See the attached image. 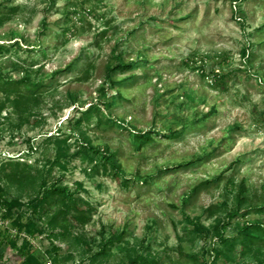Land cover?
<instances>
[{
  "label": "rangeland",
  "instance_id": "1",
  "mask_svg": "<svg viewBox=\"0 0 264 264\" xmlns=\"http://www.w3.org/2000/svg\"><path fill=\"white\" fill-rule=\"evenodd\" d=\"M0 110V264L264 260V0H0Z\"/></svg>",
  "mask_w": 264,
  "mask_h": 264
},
{
  "label": "trees",
  "instance_id": "2",
  "mask_svg": "<svg viewBox=\"0 0 264 264\" xmlns=\"http://www.w3.org/2000/svg\"><path fill=\"white\" fill-rule=\"evenodd\" d=\"M25 82V83H32L33 85H37V86H40L42 84H39L38 82H34L33 80H31L30 78H22L21 79V83ZM22 93V92H21ZM23 96V94H21V97ZM3 110H0V113H2ZM58 189H55V188H48L47 191H45L42 196H41V201L44 202L48 197L52 196L53 194H58L59 192H57ZM3 191V187L2 185L0 184V193ZM60 191H63V192H66L67 189L65 188H62L60 189ZM19 203V200H16V199H11V200H7L5 201L2 196H0V205H5V209L6 210H10L12 209L15 205H17ZM82 216L84 215V212H81ZM240 214V211H236V212H233L231 214H229V218L231 219H234L236 217H238ZM189 221L191 223H193L196 228L198 229H201L203 230L202 228V225L200 224V222H193L190 218H189ZM256 225V228L257 229H262L263 228V224H255ZM223 241H227L226 239H224ZM26 249V248H25ZM25 249H21L20 253H21V257H22V263L21 264H40V259L38 258V256L34 253V252H26ZM2 264V263H1ZM130 264H137L136 261H132ZM258 264H264V260L261 261V262H258Z\"/></svg>",
  "mask_w": 264,
  "mask_h": 264
}]
</instances>
